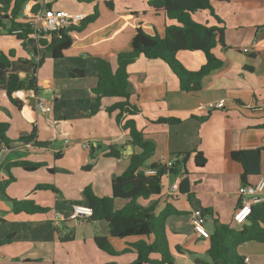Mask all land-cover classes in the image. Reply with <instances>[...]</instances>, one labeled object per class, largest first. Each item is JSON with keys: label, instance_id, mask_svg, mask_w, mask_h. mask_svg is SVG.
<instances>
[{"label": "crops", "instance_id": "1", "mask_svg": "<svg viewBox=\"0 0 264 264\" xmlns=\"http://www.w3.org/2000/svg\"><path fill=\"white\" fill-rule=\"evenodd\" d=\"M151 1L52 0L54 8L82 17L97 10L93 21L70 32L71 44L58 58L52 57L34 37L23 44L15 35L0 30V51L11 61L10 68H0V122L10 124L7 135L12 140L9 147L0 143V180L8 177L4 165L10 164L13 179L5 193L12 199H29L47 209L14 212L0 196V264H135L137 252L130 244L139 238L153 239L152 235L113 237L105 220L68 218L74 204L86 202L84 188L90 187L99 197L111 195L112 179L123 173L130 155L140 151L117 121L118 110H106L121 98L103 97L98 110L91 113L95 100L91 89L97 80L98 56L108 58L115 69L116 54L130 49L137 27L150 35H163L165 26L174 23ZM24 8L19 20L25 17ZM214 14L219 21L206 9L192 15L197 21L224 28V45L212 49L224 65L208 75L201 90H181L177 76L160 59L139 56L127 67L129 101L139 108L131 117L146 137L156 141L147 163L158 162L161 156L176 161L179 153L178 175L172 176L170 168H165L160 194L138 199L142 205L155 202L156 213L168 203L179 211L169 215L165 223L173 264H196V259L210 261L209 237H199L191 224L193 209L206 210L204 225L209 233L216 223L236 229L243 225L233 222L243 168L231 152L264 149V0H225L214 8ZM5 23L10 24L7 19ZM176 58L191 71L199 69L206 60L201 50H180ZM35 64L39 65L35 68ZM74 69L83 70V76H71ZM10 71L21 79L34 74L37 80V91L24 84L12 92V97L21 101V110L6 95L5 82ZM40 96L50 106L49 111L36 108ZM204 105L209 108L203 109ZM159 117H175L181 122L156 123ZM33 127L36 131L32 139L18 140ZM108 145L116 146L120 156H107ZM194 151L205 157L202 167L195 165ZM22 161L42 165L25 169L15 163ZM175 177L179 185L183 178L188 180L187 192L179 188L172 192ZM260 177H264V150L259 173L249 175L244 184H253ZM127 201L115 198L114 207L119 209ZM56 213L61 217L56 219ZM68 234L71 239L65 240ZM97 234L107 236L118 253L98 248L94 242ZM237 251L248 258L245 264H264L263 242H243ZM150 258L160 259V255L151 253ZM212 264L224 263L219 259Z\"/></svg>", "mask_w": 264, "mask_h": 264}, {"label": "trees", "instance_id": "2", "mask_svg": "<svg viewBox=\"0 0 264 264\" xmlns=\"http://www.w3.org/2000/svg\"><path fill=\"white\" fill-rule=\"evenodd\" d=\"M223 1L225 0H153L150 4L157 10H163L167 19L174 21V23L165 26L164 34L154 33L150 35L142 28L137 27L131 39L130 49L116 54L115 69H112L108 58L102 56L96 58L97 80L95 86L91 89L95 95V100L91 103L90 112L95 113L98 110L103 97L121 98L107 106L106 110L108 112L118 110L117 121L121 122L123 129L127 130L130 143L140 148V151L133 152L123 173L112 179L111 195L99 197L93 193L90 187H86L82 192L86 202L77 204L89 205L93 212L88 219L90 221L105 220L108 224L109 235L113 237L139 236L149 238L152 235L153 239L151 241L139 238L130 244L137 252L136 262L173 264V256L165 235V223L169 215L179 213V211L168 203L160 212L156 213L155 202L148 205H142L138 202L140 198L147 199L152 195L160 194L162 188L161 177L165 172V166L160 165L158 162L147 163L156 148V141L146 137L143 130L136 126L134 119L131 117L139 112V108L129 101L127 67L139 56L149 60L160 59L177 76L181 90L187 92L201 90L208 75L220 70L224 65V62L212 51L216 45H224V28L197 21L192 15L197 10L206 9L215 16L214 8ZM26 3H28L30 13H34L39 7L37 0H0V30L3 29L7 33L15 35L23 44L31 40L33 35L28 18L23 17L22 20H19L20 13ZM96 17L97 10L94 9L93 13L82 17L66 28L43 33L37 41L46 46L52 57H61L64 50L71 44L72 36L70 32L82 29L86 23L93 21ZM5 19L9 20V26L5 23ZM216 19L219 21L217 17ZM44 35H48V38H43ZM180 50H201L205 55V63L194 71L186 69L176 58V53ZM41 61L40 58L39 63ZM38 65L35 64V68ZM10 66L11 61L8 56L0 51V68L8 69ZM83 74L84 72L81 69H74L70 72L71 76H83ZM33 75L21 79L15 72L10 71L7 74L5 82L6 95L19 110L22 109L23 105L20 100L12 97V92L18 90L24 84H26L27 89L37 91V80ZM155 122L178 124L181 120L175 117H159ZM9 127L8 122H0V143L6 147H9L12 142L7 135ZM35 131V127H33L29 134L20 136L18 140L27 141L32 139ZM107 148L108 151L105 153L107 156H120V151L116 146L108 145ZM262 150L264 149L248 148L231 152L232 158L242 165L243 170L240 174L242 183H246L249 175L259 173ZM193 153L195 165L202 167L205 164V157L200 151H194ZM184 154L189 155V152ZM176 155V161L173 167L169 169L172 176L178 175L180 171L179 153ZM15 163L21 164L25 169H35L42 165L41 163L27 161ZM10 166L8 163L4 165L8 177L0 180V196L10 203L14 212H45L47 210L45 207L35 204L32 200L12 199L5 193L7 184L13 179L9 172ZM148 168H156L157 174H146L145 169ZM37 187L47 188V185H38ZM179 191H188V180L186 178L181 180ZM115 198H125L128 201L123 207L116 209L114 207ZM204 212L206 210H203ZM64 239L69 240L71 236L68 234ZM246 241L264 243V200L252 206L247 222L243 223L239 229L216 223L209 236L210 245L207 254L210 261L196 259L195 263L212 264L213 261L220 259L224 264H245L244 258L237 251V247ZM94 242L98 248L108 253H118L112 248L107 236L97 234L94 236ZM151 253H159L160 259L150 258ZM105 264L116 263L109 262Z\"/></svg>", "mask_w": 264, "mask_h": 264}, {"label": "built area", "instance_id": "3", "mask_svg": "<svg viewBox=\"0 0 264 264\" xmlns=\"http://www.w3.org/2000/svg\"><path fill=\"white\" fill-rule=\"evenodd\" d=\"M39 7L34 13H30L28 10V4L24 8V16L28 18L33 35L35 39L42 36L43 33L51 31H57L62 28H66L69 25L76 23L77 20L82 18L81 15L72 14L69 11L62 8H54L51 6L52 0H37ZM36 108L42 111H49L50 106L46 104L43 97H37ZM209 106L204 105L203 109H208ZM175 158H167L161 156L158 163L169 169L173 167ZM145 173L148 175H156V168L145 169ZM179 188L178 177H175L171 184L172 192H176ZM264 191V177H260L257 182L253 184H240L236 189V195L238 198V205L233 214V222L238 225H242L247 221L248 216L251 213L252 206L261 202ZM93 209L87 204H74L72 211L69 214V219L88 218L92 215ZM61 216L56 213L55 218L58 219ZM205 213L200 208H195L191 212V224L194 232L201 238H208L210 236L209 231L204 225ZM248 258L245 257L244 261L247 262Z\"/></svg>", "mask_w": 264, "mask_h": 264}, {"label": "water", "instance_id": "4", "mask_svg": "<svg viewBox=\"0 0 264 264\" xmlns=\"http://www.w3.org/2000/svg\"><path fill=\"white\" fill-rule=\"evenodd\" d=\"M135 264H141V262L138 261V262H136Z\"/></svg>", "mask_w": 264, "mask_h": 264}, {"label": "rangeland", "instance_id": "5", "mask_svg": "<svg viewBox=\"0 0 264 264\" xmlns=\"http://www.w3.org/2000/svg\"><path fill=\"white\" fill-rule=\"evenodd\" d=\"M63 9V8H62ZM66 10V9H65ZM68 11V10H67Z\"/></svg>", "mask_w": 264, "mask_h": 264}]
</instances>
